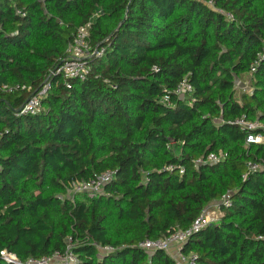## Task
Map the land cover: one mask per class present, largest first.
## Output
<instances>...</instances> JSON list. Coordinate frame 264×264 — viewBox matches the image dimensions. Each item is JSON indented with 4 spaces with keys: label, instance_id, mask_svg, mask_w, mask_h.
Wrapping results in <instances>:
<instances>
[{
    "label": "trees",
    "instance_id": "obj_1",
    "mask_svg": "<svg viewBox=\"0 0 264 264\" xmlns=\"http://www.w3.org/2000/svg\"><path fill=\"white\" fill-rule=\"evenodd\" d=\"M87 24L102 51L83 80L65 78L57 70ZM243 74L252 90L237 99ZM183 78L192 91L178 96ZM0 83L19 85L0 91V251L173 264L136 244L188 229L228 193L181 251L194 264H264V169L247 167L264 163V129L245 144L227 123H264V0H0ZM44 84L38 110L23 113ZM219 152L220 162H196ZM106 170L96 196L71 192Z\"/></svg>",
    "mask_w": 264,
    "mask_h": 264
},
{
    "label": "built area",
    "instance_id": "obj_2",
    "mask_svg": "<svg viewBox=\"0 0 264 264\" xmlns=\"http://www.w3.org/2000/svg\"><path fill=\"white\" fill-rule=\"evenodd\" d=\"M210 3V1H209ZM17 14L23 15L20 10H16ZM88 24L81 26L77 29L72 41L67 46V59L63 61L57 72L61 73L65 78H74L83 80L89 70L87 59L94 53L98 52L97 48H92L89 44ZM257 61H254L250 65L249 74L255 72ZM19 88V85L9 86L7 84L0 83V91L10 92L14 89ZM21 89L24 86H20ZM49 89V84H44L42 88L37 92L36 95H31L29 99L23 104L22 112L27 114H34L40 105V98L46 96ZM192 91V85L183 78L178 85L174 88L173 93L182 96L185 93ZM168 96L163 97V101H167ZM227 123L238 126L241 130L246 131L245 144L257 143L262 140V136L255 130L264 129V123L259 120H248L244 115L235 118ZM226 154L219 152L217 154L210 153L205 159L199 158L196 160L197 163L209 162L217 163L225 159ZM247 167L249 171H256L258 169H264V163H253L248 162ZM182 171V170H181ZM112 170H106L88 182H80L73 185L72 193H84L87 197L96 196L101 190L104 184L111 180L113 176ZM231 203L228 193L222 195L220 199L215 203L213 208L217 212L212 211L213 216L208 217L205 208L201 211L199 216L193 221L188 229H177L165 236H161L154 239H144L136 244V247L147 252H153L155 250H162L168 252L171 247H176L175 255L172 256L173 264H194L195 255L192 253L185 254L181 251V247L186 241L187 237L191 234L192 230H197L204 227L208 223L212 222L223 206H229ZM216 213V214H215ZM103 252H111L113 248L110 246L99 247ZM0 255L3 260L12 264H74L77 261V257L72 253L71 250L67 249L63 254L54 253L49 256H43L40 258L29 257L24 260H19L13 253L6 252L5 250L0 251Z\"/></svg>",
    "mask_w": 264,
    "mask_h": 264
},
{
    "label": "rangeland",
    "instance_id": "obj_3",
    "mask_svg": "<svg viewBox=\"0 0 264 264\" xmlns=\"http://www.w3.org/2000/svg\"><path fill=\"white\" fill-rule=\"evenodd\" d=\"M229 17H231V16H229ZM234 82H235V97L237 99H238L241 92H250L252 90L249 74H243L239 77H236ZM213 210L215 211L216 209L213 208L212 203L205 208V211L208 212L207 213L208 217L213 216V213H212ZM215 212H217V211H215ZM170 251H172L171 253H169L172 257L173 255H175L176 247L173 246ZM100 252L102 253V250H100Z\"/></svg>",
    "mask_w": 264,
    "mask_h": 264
},
{
    "label": "crops",
    "instance_id": "obj_4",
    "mask_svg": "<svg viewBox=\"0 0 264 264\" xmlns=\"http://www.w3.org/2000/svg\"><path fill=\"white\" fill-rule=\"evenodd\" d=\"M262 141V140H261ZM218 200H214V201H212L211 203L213 204V206L215 205V203L217 202ZM211 203H209L208 205H210ZM207 205V206H208ZM172 248V247H171ZM171 248H170V250H171ZM168 251L167 253L169 254V253H171L172 251ZM170 255V254H169ZM171 256V255H170Z\"/></svg>",
    "mask_w": 264,
    "mask_h": 264
},
{
    "label": "water",
    "instance_id": "obj_5",
    "mask_svg": "<svg viewBox=\"0 0 264 264\" xmlns=\"http://www.w3.org/2000/svg\"><path fill=\"white\" fill-rule=\"evenodd\" d=\"M124 20V19H123ZM123 20L117 25L116 29L120 26V24L123 22ZM20 108H17L15 111H18Z\"/></svg>",
    "mask_w": 264,
    "mask_h": 264
}]
</instances>
